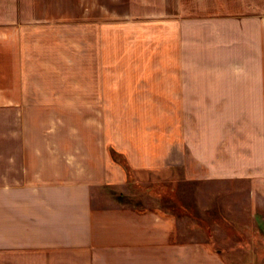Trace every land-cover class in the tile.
<instances>
[{
  "label": "crops",
  "instance_id": "1",
  "mask_svg": "<svg viewBox=\"0 0 264 264\" xmlns=\"http://www.w3.org/2000/svg\"><path fill=\"white\" fill-rule=\"evenodd\" d=\"M96 2L0 0V113L28 110L0 117V264L190 248L171 214L106 199L128 182L112 151L135 174L246 182L264 220V0H121L136 49L115 66Z\"/></svg>",
  "mask_w": 264,
  "mask_h": 264
},
{
  "label": "rangeland",
  "instance_id": "2",
  "mask_svg": "<svg viewBox=\"0 0 264 264\" xmlns=\"http://www.w3.org/2000/svg\"><path fill=\"white\" fill-rule=\"evenodd\" d=\"M82 1L87 2L88 5V0ZM112 1L114 4L112 6L110 4L111 10L105 11V0H97L96 15L99 21L109 23L107 28L102 24L97 32L98 36L100 33L104 36V32H108L113 40L108 52L113 55L115 66L120 64L121 52L127 48L128 51H135L136 47L131 45V41L128 47L122 45V37H127V33L129 34L131 30L126 29L122 24L126 23V20L121 19L123 17L121 0ZM71 5L69 0L70 9ZM69 18H72V12H69ZM65 29L69 31L68 34L66 33L67 36L72 38V28ZM46 37L50 35L47 33L39 37L46 42L38 52H54V47ZM99 47L100 44L98 49ZM102 49L105 52L104 45ZM60 50L72 51V46ZM81 51L88 52L87 45L82 44ZM27 111L5 110V113H0V117H5L6 122L8 120L12 122L13 117L19 121ZM37 111L38 115H45L47 110ZM119 111H113L114 118L121 117ZM146 111L144 117L158 115V110ZM161 112L163 115L168 111L161 110ZM18 125L17 132H19ZM146 127L150 126L146 125ZM5 130L7 132V124ZM16 140L15 147H18L19 139ZM12 147L14 143L8 141L7 137L0 140V148ZM114 153L117 154L115 151ZM115 161L127 163L121 157H116ZM127 181L125 191L121 193L120 190H107L106 199L127 208L146 207L171 214L179 224L178 243L189 245L190 248L159 254L146 251L103 252L99 259L101 264H264V228L258 223L260 222L258 219L260 217L263 223L264 220L257 209L251 212L250 188L246 182L171 180L167 173L135 174L130 170L127 172ZM253 213L258 222L252 217Z\"/></svg>",
  "mask_w": 264,
  "mask_h": 264
},
{
  "label": "trees",
  "instance_id": "3",
  "mask_svg": "<svg viewBox=\"0 0 264 264\" xmlns=\"http://www.w3.org/2000/svg\"><path fill=\"white\" fill-rule=\"evenodd\" d=\"M116 157H121V158H123L124 160H125V158L123 157V156H121V155H119V154H115L113 151L111 152V158L115 161V159H116ZM116 162V161H115ZM123 169H124V171L126 172V174H127V172H128V170H129V168H128V165H127V163L125 164V163H118Z\"/></svg>",
  "mask_w": 264,
  "mask_h": 264
}]
</instances>
